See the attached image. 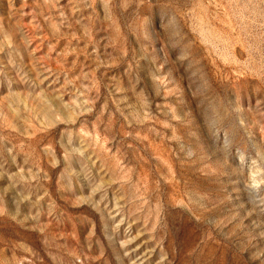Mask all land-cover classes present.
Here are the masks:
<instances>
[{
    "label": "rangeland",
    "instance_id": "rangeland-1",
    "mask_svg": "<svg viewBox=\"0 0 264 264\" xmlns=\"http://www.w3.org/2000/svg\"><path fill=\"white\" fill-rule=\"evenodd\" d=\"M0 264H264V0H0Z\"/></svg>",
    "mask_w": 264,
    "mask_h": 264
}]
</instances>
